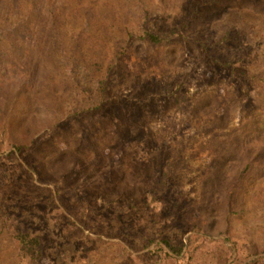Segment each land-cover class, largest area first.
<instances>
[{
  "label": "rangeland",
  "instance_id": "rangeland-1",
  "mask_svg": "<svg viewBox=\"0 0 264 264\" xmlns=\"http://www.w3.org/2000/svg\"><path fill=\"white\" fill-rule=\"evenodd\" d=\"M0 201V264H264V0H0Z\"/></svg>",
  "mask_w": 264,
  "mask_h": 264
},
{
  "label": "trees",
  "instance_id": "trees-1",
  "mask_svg": "<svg viewBox=\"0 0 264 264\" xmlns=\"http://www.w3.org/2000/svg\"><path fill=\"white\" fill-rule=\"evenodd\" d=\"M231 33L230 29L226 30L222 33L221 37L218 39L216 43L210 44H202L201 49L204 52V55L210 59V61L218 66L224 68H230L232 74L235 72V67L228 60L220 58L218 56H213L209 53V48L215 47L219 45V43H223L228 35ZM179 36V33L171 30L166 34H159L156 32H150L145 30L139 38L146 39L152 45H166L171 43L173 39ZM168 178L167 174H162L159 178L156 187H159L162 192L168 190ZM158 188V190H159ZM57 199L61 202L64 200L61 194H56ZM68 194H63V197L67 198ZM67 200V199H66ZM0 219L5 223L6 221V212L3 209L2 203L0 201ZM13 238L18 245V253L21 258L24 259L25 264H38L43 257V247H42V239L40 236L31 234L29 231L21 228L15 231L13 234ZM203 238L196 234H190L186 237L185 243L181 245H172L168 239H162L158 242H155L153 239L148 238L144 243V248H149L153 246L152 249L148 250L150 254L156 255L155 257H170L169 252H171L175 260L178 264H189L190 260L193 258L197 249L202 244ZM156 264H160L157 262Z\"/></svg>",
  "mask_w": 264,
  "mask_h": 264
}]
</instances>
